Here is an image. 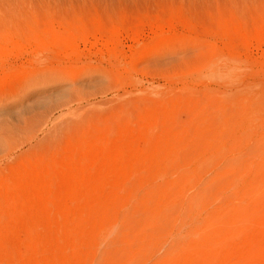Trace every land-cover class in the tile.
<instances>
[{
	"label": "rangeland",
	"instance_id": "374dc122",
	"mask_svg": "<svg viewBox=\"0 0 264 264\" xmlns=\"http://www.w3.org/2000/svg\"><path fill=\"white\" fill-rule=\"evenodd\" d=\"M0 264H264V0H0Z\"/></svg>",
	"mask_w": 264,
	"mask_h": 264
}]
</instances>
